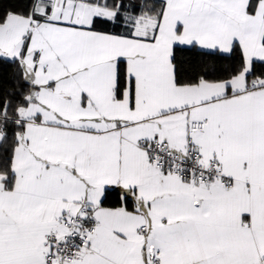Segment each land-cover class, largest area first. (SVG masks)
I'll return each mask as SVG.
<instances>
[{
    "label": "snow or ice",
    "instance_id": "6c2138e0",
    "mask_svg": "<svg viewBox=\"0 0 264 264\" xmlns=\"http://www.w3.org/2000/svg\"><path fill=\"white\" fill-rule=\"evenodd\" d=\"M0 264H264V0H0Z\"/></svg>",
    "mask_w": 264,
    "mask_h": 264
}]
</instances>
